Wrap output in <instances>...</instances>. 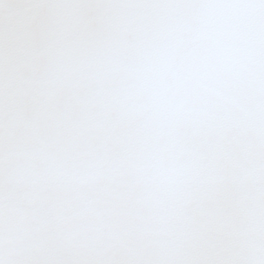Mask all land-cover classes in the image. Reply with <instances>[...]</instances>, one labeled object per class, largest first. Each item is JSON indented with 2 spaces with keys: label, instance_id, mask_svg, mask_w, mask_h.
<instances>
[{
  "label": "snow or ice",
  "instance_id": "1",
  "mask_svg": "<svg viewBox=\"0 0 264 264\" xmlns=\"http://www.w3.org/2000/svg\"><path fill=\"white\" fill-rule=\"evenodd\" d=\"M0 264H264V0H0Z\"/></svg>",
  "mask_w": 264,
  "mask_h": 264
}]
</instances>
